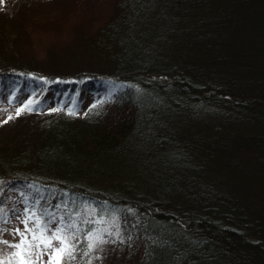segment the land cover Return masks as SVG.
Instances as JSON below:
<instances>
[{
    "label": "trees",
    "instance_id": "trees-1",
    "mask_svg": "<svg viewBox=\"0 0 264 264\" xmlns=\"http://www.w3.org/2000/svg\"><path fill=\"white\" fill-rule=\"evenodd\" d=\"M76 3L103 18L65 51L0 21V210L74 222L61 264H264V0ZM101 218L119 236L85 256Z\"/></svg>",
    "mask_w": 264,
    "mask_h": 264
},
{
    "label": "rangeland",
    "instance_id": "rangeland-1",
    "mask_svg": "<svg viewBox=\"0 0 264 264\" xmlns=\"http://www.w3.org/2000/svg\"><path fill=\"white\" fill-rule=\"evenodd\" d=\"M4 1L10 2L11 8H9V11L6 14L0 16V21L3 22L7 28H9V26H13V28L10 29L13 36L20 40L22 44L28 46V51L33 53L34 56L37 49H39L40 53L45 52V50L48 51L47 48H58L59 50L62 49L61 51L67 50L71 46L74 39L75 41L79 40L80 35L86 32L84 31V28L86 27L85 25L87 24L86 21L89 19L91 20L93 15L97 13L95 22L103 18L101 17L99 9L89 15L87 3H82L80 8L78 6L76 7L77 0H55L52 2L48 1V3L47 1L41 2L36 0L39 4V6L36 7V10L32 9L25 12L21 11L23 9L22 7H31L35 0ZM49 29L53 31H50ZM59 29L61 32H68L70 35L62 37V39H49V37H52L51 34H54L56 37L59 33L55 31ZM46 30L48 31L47 34L42 33H46ZM68 36H71V38ZM43 41L47 42L46 45H43ZM74 46L75 45H72L71 47ZM9 83L10 81H4L0 86V99L5 98V96L10 93V88L8 87ZM55 96L59 98L60 94L55 95L54 93L48 91L43 97L42 102L45 104L46 109L54 108L53 99ZM75 98L77 101L73 100L72 106H75V109H78V112L83 109L84 113V110L90 104L93 97L91 94H87L86 97L80 101H78V97ZM0 109H2L0 110V120L3 118L1 115H7L10 112L13 114L15 112V107H9L7 103L5 105H1ZM22 128L23 127L20 129ZM21 213L22 206L19 204L12 206L10 203H7L0 210V264H20L22 259H27L25 249L27 248V241H31L32 239L31 233H25L27 241L22 249H15L9 246L19 243L21 240V236L17 235L14 231L15 229H20L21 232H23L25 228V225L22 223L24 217ZM113 223L115 222L113 221ZM28 227L32 228L34 226H31L28 223ZM102 227L111 231L112 220L106 219L105 222H103ZM46 234L50 235V232ZM2 241H7L8 244L3 243ZM53 245L57 246L55 241H53ZM17 251L21 252V255L13 256L12 253ZM42 261L43 264H47V254L42 257Z\"/></svg>",
    "mask_w": 264,
    "mask_h": 264
},
{
    "label": "snow or ice",
    "instance_id": "snow-or-ice-1",
    "mask_svg": "<svg viewBox=\"0 0 264 264\" xmlns=\"http://www.w3.org/2000/svg\"><path fill=\"white\" fill-rule=\"evenodd\" d=\"M32 102L29 101L28 104L24 106V108L17 110V115L20 114L21 111H24L29 107ZM95 107V105L93 106ZM72 114V113H70ZM12 117H9L11 119ZM7 123V121H4ZM38 203V201H37ZM56 207H59L57 205ZM29 212L31 214L29 215ZM43 215H49L50 213H43ZM77 215H79L77 213ZM42 215H38L37 212L33 209L25 208V217L22 220V223L25 225L23 232L20 229H15V233L21 236V240L19 243L9 245L15 249H22L27 241V237L25 233H31L32 239L31 241H27V248L25 249L27 253V259H22L20 264H43L42 257L47 254L48 261L47 264H61L63 259H67L69 261L75 259L74 252L76 250V244L70 242L69 235L65 233L68 230L75 229L76 224L73 223H64V217H60V223L56 225L54 229H49L48 225L54 223V220L50 219L45 223H41ZM29 221H33L34 227L29 228L28 223ZM89 221H85L88 223ZM103 222V218H101L98 223ZM107 228L102 230L92 229L87 232L85 239L88 241L87 243V251L84 252V255L87 256L98 244H105L109 243L110 241L105 240L102 236V232H108ZM50 235L46 234L49 233ZM116 235L119 236V232L111 233L109 235ZM74 238V234L72 236ZM53 241H56L58 246L53 245ZM5 244H8L7 241H2ZM114 242V241H112ZM13 256H20L21 252H13ZM90 264V262H89Z\"/></svg>",
    "mask_w": 264,
    "mask_h": 264
}]
</instances>
